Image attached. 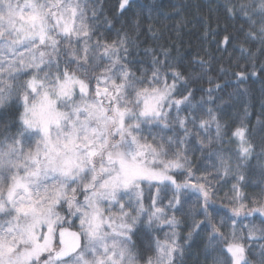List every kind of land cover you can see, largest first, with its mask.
I'll return each instance as SVG.
<instances>
[{
	"label": "snow or ice",
	"instance_id": "obj_1",
	"mask_svg": "<svg viewBox=\"0 0 264 264\" xmlns=\"http://www.w3.org/2000/svg\"><path fill=\"white\" fill-rule=\"evenodd\" d=\"M129 5L120 0L119 11ZM223 7L243 21L247 64L232 74L237 87L252 77L264 83V0ZM99 16L89 0H0V109L14 110L0 124V264H183L201 233L207 264H264V227L249 220L264 218V199L242 192L252 160L264 177V138L257 144L243 119L232 129L221 123L224 85L208 76L209 60L191 61L186 73L161 46L145 49L148 67H134L129 34L93 41ZM233 39L215 43L227 51ZM206 76L207 98L194 103L190 85ZM193 137L201 151L221 146L209 153L214 176H195ZM229 177L236 182L222 211L215 185ZM164 227L163 239L153 235ZM140 237L151 255L141 254Z\"/></svg>",
	"mask_w": 264,
	"mask_h": 264
},
{
	"label": "trees",
	"instance_id": "obj_2",
	"mask_svg": "<svg viewBox=\"0 0 264 264\" xmlns=\"http://www.w3.org/2000/svg\"><path fill=\"white\" fill-rule=\"evenodd\" d=\"M119 3L120 0H91L90 7H95L100 13V24L96 35L92 37L93 41L118 42L125 33L129 34L136 45L130 47L131 58L137 61L134 67H148L151 56L145 53V49L158 50L161 46L171 47V55L178 58V66L186 73L194 66L190 63L191 61L200 57L209 60L211 67L208 76H211L216 83L224 85L223 91L216 93L217 105L221 104V98L225 101L217 110L221 123L227 124L229 129H232L243 119L250 128L256 129L255 142L257 144L261 142L264 132L259 131L261 125L257 121L258 119L264 121V83L258 77L250 78L239 87L235 83V77L232 74L243 70L247 61L241 58L239 51L240 46L244 44V37L240 31L243 21L232 19L225 13L223 6L227 0H130V5L123 13L119 11ZM105 18L111 21L110 27L104 23ZM225 35L234 37L227 46V51L219 49L215 43V41L222 40ZM221 67L226 70V75L220 72ZM256 70L259 71V59ZM248 71H251L250 67ZM207 78L206 76L204 80L190 85L195 90L194 103L199 102L201 97L205 96L202 89L210 86L207 83ZM241 88L247 89V93H241ZM230 94L231 99H229ZM245 106L249 113L247 117L244 116ZM213 107L215 108V106ZM13 115L14 110L0 109V124L10 121ZM15 130L16 126L13 125L12 131ZM169 134L171 135V133ZM222 147L227 150L234 148L235 145L225 144ZM220 148L221 146L214 144L211 149L205 148L201 151V147L194 137L189 140L188 156L196 177L215 175L219 163L216 157L210 156L209 153L218 151ZM242 171L247 178L246 184L242 188L243 194L249 200L264 199V194H262L264 192V177L260 174L258 162L252 160L251 165ZM182 178L177 174L178 180ZM235 182L229 177L227 183L221 180L219 184L215 185L217 191L215 206L221 208L222 211L223 205L227 204V201H222L221 198L225 193L230 192L232 184ZM153 191L155 190L153 189ZM144 203L146 207L149 204L147 189H145ZM163 203L166 204L167 200L165 199ZM176 215L181 218V213H176ZM259 217V214H256L249 217V220L258 228L264 227L261 222H258ZM199 218L201 217H197V219ZM248 222V220L244 221L245 224ZM239 227L237 225L238 229ZM166 228L164 227L153 235L164 238L163 234H165ZM187 230V227L182 228V235L186 234ZM205 236L206 233H201L188 242L185 247L183 264H207L204 256ZM137 245L141 254H152L148 250L144 237L137 239Z\"/></svg>",
	"mask_w": 264,
	"mask_h": 264
},
{
	"label": "rangeland",
	"instance_id": "obj_3",
	"mask_svg": "<svg viewBox=\"0 0 264 264\" xmlns=\"http://www.w3.org/2000/svg\"><path fill=\"white\" fill-rule=\"evenodd\" d=\"M89 4H91V0H89ZM81 199H82V197H81ZM63 214V213H62ZM260 218V220L258 221V222H261V219H264V218H262V217H259ZM74 220H75V218H73ZM75 224H77L78 225V220H76V223ZM166 231L165 232H167V231H169V229L168 228H166L165 229ZM160 239H163L162 237H160V236H158ZM163 237H164V234H163Z\"/></svg>",
	"mask_w": 264,
	"mask_h": 264
}]
</instances>
